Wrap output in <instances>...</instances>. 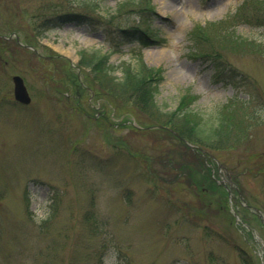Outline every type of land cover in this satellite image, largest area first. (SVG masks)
Listing matches in <instances>:
<instances>
[{
  "label": "rangeland",
  "instance_id": "obj_1",
  "mask_svg": "<svg viewBox=\"0 0 264 264\" xmlns=\"http://www.w3.org/2000/svg\"><path fill=\"white\" fill-rule=\"evenodd\" d=\"M72 1L76 12L93 5L86 23L58 18L69 0H0V264H264V26L236 27L257 46L221 49L224 70L197 58L188 37L247 0H150L156 41L112 54L136 8ZM95 53L113 77L139 56L161 68L163 112L190 91L203 122L217 124L238 99L250 126L232 146L198 145L204 157L107 91L86 65ZM14 75L29 105L15 101Z\"/></svg>",
  "mask_w": 264,
  "mask_h": 264
},
{
  "label": "trees",
  "instance_id": "obj_2",
  "mask_svg": "<svg viewBox=\"0 0 264 264\" xmlns=\"http://www.w3.org/2000/svg\"><path fill=\"white\" fill-rule=\"evenodd\" d=\"M61 3L59 2L55 7L60 8L56 13L60 14L58 18L63 21L77 17L81 23H86L90 16L89 11L94 10L90 9L93 6L90 5L91 2L83 3V8L88 9L87 12L71 10L78 4L76 1ZM128 5L136 8L138 20L134 25L120 29L119 43H115L111 53L119 51L126 41L127 43L142 42L143 45L149 44L148 40L156 41L158 34L151 26L150 16L153 8L150 0H125L119 3L116 11L123 13V9ZM241 23L264 26V0H247L238 12L226 19L195 25L188 34L191 51L197 52V58L211 62L214 68L224 70L220 62L223 59L221 49L224 48L229 52L240 49L241 53L255 50L257 46L254 41L237 34L236 27ZM215 45L221 48L215 50ZM107 58L108 55L94 54L86 59V65H90L92 71L97 73V78L107 91L112 92L121 101L129 102L130 107L137 108L141 113L154 119L156 124L172 128L193 143L211 149L226 148L240 141L250 126L251 118L248 114H241L246 108L248 109V102H240L238 99L222 107L217 124L203 122V118L190 108L199 99V96L190 91L181 95L175 109L163 112L154 99L157 85L163 79L161 68L148 67L139 56L135 66L124 65L122 75L113 77L109 75L106 67Z\"/></svg>",
  "mask_w": 264,
  "mask_h": 264
},
{
  "label": "water",
  "instance_id": "obj_3",
  "mask_svg": "<svg viewBox=\"0 0 264 264\" xmlns=\"http://www.w3.org/2000/svg\"><path fill=\"white\" fill-rule=\"evenodd\" d=\"M15 98L22 103H29L30 97L23 79L20 76L14 77Z\"/></svg>",
  "mask_w": 264,
  "mask_h": 264
},
{
  "label": "bare ground",
  "instance_id": "obj_4",
  "mask_svg": "<svg viewBox=\"0 0 264 264\" xmlns=\"http://www.w3.org/2000/svg\"><path fill=\"white\" fill-rule=\"evenodd\" d=\"M65 53H66L67 55H70V54H71L70 50H66Z\"/></svg>",
  "mask_w": 264,
  "mask_h": 264
}]
</instances>
